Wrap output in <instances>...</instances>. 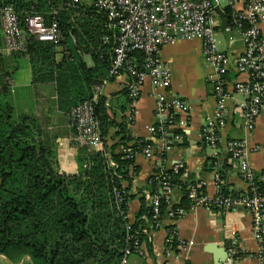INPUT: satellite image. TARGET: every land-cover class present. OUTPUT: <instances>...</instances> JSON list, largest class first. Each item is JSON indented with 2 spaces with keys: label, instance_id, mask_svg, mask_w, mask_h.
<instances>
[{
  "label": "trees",
  "instance_id": "trees-1",
  "mask_svg": "<svg viewBox=\"0 0 264 264\" xmlns=\"http://www.w3.org/2000/svg\"><path fill=\"white\" fill-rule=\"evenodd\" d=\"M5 5L19 14L25 36L21 50L0 52V256L10 264H121L128 248L132 255L143 242H150L161 218L193 207L191 187L206 195L205 185L184 181V167L165 170L159 179L153 177L160 218L154 219L153 206L143 196L136 221L129 223L128 207L134 197L130 167L135 156L154 143L131 133L126 113L132 114L133 107L127 88L118 93L126 98L119 111L105 95L94 101L103 145L82 146L77 155L79 173L63 172L57 146L46 139L39 117L17 115L9 102L12 73L18 69V59L28 57L33 82L54 83L58 107L69 113L94 98L95 86L115 79L110 76L115 33L106 14L87 2L73 7L66 0H0V9ZM32 13L43 14L47 23H59L62 37L57 44L29 33L26 18ZM145 56L142 51L128 54L140 71H146ZM113 128L116 133L111 137ZM228 167L227 160L217 158L206 163V170L218 173L219 194L237 200L250 196L251 189L235 192L225 185ZM263 177L264 172L256 173L254 186L264 197ZM166 186L173 190L170 198L162 194ZM116 191L122 192L121 200Z\"/></svg>",
  "mask_w": 264,
  "mask_h": 264
},
{
  "label": "crops",
  "instance_id": "crops-1",
  "mask_svg": "<svg viewBox=\"0 0 264 264\" xmlns=\"http://www.w3.org/2000/svg\"><path fill=\"white\" fill-rule=\"evenodd\" d=\"M217 31H222L228 40L223 46L219 41L223 52L232 57L244 52L245 44L240 36L231 41L221 27ZM261 31L264 34V21ZM0 43L1 46L5 44L1 14ZM160 55L171 68L169 96L179 98L186 106L180 111L171 110L168 115H158L154 87L148 78L133 113H126L130 118L132 135L154 143L150 146L154 149V155L148 158L143 152L139 153L135 156L134 166L130 167V193L134 197L129 202L127 218L131 224L136 221L141 209L142 197L146 196L151 204L147 195L156 193L153 177L157 178L177 165L186 170L184 181L205 185L207 198L213 200L220 192L218 173L215 169L206 170V163L211 158L227 160L229 167L225 170L223 182L231 191L245 192L248 188L241 176L240 162L229 156L230 141H244L250 167L256 173L264 172V112L259 116L255 128L249 129L243 106L247 98L233 89V81L239 76L234 65L231 66L227 85L230 93L226 102L229 119L225 127L216 132L219 141L213 147L207 140L206 132L214 117L218 95L208 79L210 67L202 41L176 40L165 45ZM88 62L92 65L90 59ZM128 81L129 76L124 73L99 85L102 95L111 99L115 111H119V106L126 100L118 93L126 89ZM57 99L56 85L35 84L29 58H19L18 69L10 79L8 100L17 115L35 114L39 117L46 139L57 146L60 168L67 174H77L80 170L78 151L87 144L76 135L69 113L59 109ZM117 120L121 121V117H117ZM115 133L116 129H111V137ZM128 183L124 181L125 186H129ZM149 240V243L141 244L140 250L132 254L126 264H264L261 243L254 236L253 216L243 204H237L228 212L222 207L208 208L205 204H197L183 214L163 217L150 233ZM231 249L237 252L233 254ZM241 253L247 256L235 258ZM0 264L10 262L0 256Z\"/></svg>",
  "mask_w": 264,
  "mask_h": 264
},
{
  "label": "built area",
  "instance_id": "built-area-1",
  "mask_svg": "<svg viewBox=\"0 0 264 264\" xmlns=\"http://www.w3.org/2000/svg\"><path fill=\"white\" fill-rule=\"evenodd\" d=\"M66 0L68 6H77L83 2L94 5L103 11L108 18V27L115 33L114 59L110 76L117 78L126 73L129 81L126 88L132 107L140 98L145 81L150 78L156 95V111L158 115L171 114V110L180 111L186 104L179 98L170 97L172 82L171 68L161 57L162 48L176 40L200 39L203 52L210 67L208 79L215 86L218 100L214 117L206 132L207 140L215 147L219 141L217 131L223 129L229 119L227 99L229 98V74L231 66L239 75L233 81V89L247 98L243 103L247 126L254 129L259 116L264 112V34L261 23L264 21V0ZM218 8L225 11L230 19L229 26L223 31L231 41L240 36L245 44L244 52L232 57L220 48L217 29L221 27L222 19ZM2 32L5 39L6 51L21 50L24 47L25 30L19 14L12 5L0 9ZM29 33L41 41L57 44L62 32L57 21L47 23L43 14L32 13L26 18ZM142 51L145 53L146 71H140L132 66L128 58L129 52ZM241 76L243 78H241ZM94 98L79 104L69 112L71 127L76 135L87 145L100 147L103 136L100 123L96 116L94 101L102 94L99 85L94 88ZM173 122L174 120L171 119ZM230 156L239 160L241 176L251 189V195L240 200L225 197L220 194L213 200L199 194L198 188H190V198L194 205L205 204L208 208L222 207L228 212L237 204L246 206L253 216L255 238L261 243L262 258L264 259V197L254 186L256 172L252 170L247 158L245 142L233 140L229 143ZM143 154L148 158L154 155V149L147 147ZM111 164H114L112 162ZM180 166H175L177 171ZM160 176L157 177L159 179ZM170 181V177L165 176ZM173 190L166 186L162 194L168 198ZM116 197L122 199V192L116 191ZM154 210V219L160 216V197L157 194L147 195ZM183 209L170 213L183 214ZM138 246V250H140ZM236 249H231L235 254ZM131 256L128 248L121 264H126Z\"/></svg>",
  "mask_w": 264,
  "mask_h": 264
},
{
  "label": "rangeland",
  "instance_id": "rangeland-1",
  "mask_svg": "<svg viewBox=\"0 0 264 264\" xmlns=\"http://www.w3.org/2000/svg\"><path fill=\"white\" fill-rule=\"evenodd\" d=\"M222 5H223V7H225L226 6V0H223L222 1ZM217 38H218V40L220 41V43H221V46H223V45H226L227 44V39H226V36H225V34L222 32V31H219L218 32V34H217ZM4 43H5V39H4ZM2 44L0 43V46H1ZM1 47H3L2 48V50L0 51V52H4V51H6V44H3V46H1ZM0 47V48H1Z\"/></svg>",
  "mask_w": 264,
  "mask_h": 264
},
{
  "label": "water",
  "instance_id": "water-1",
  "mask_svg": "<svg viewBox=\"0 0 264 264\" xmlns=\"http://www.w3.org/2000/svg\"><path fill=\"white\" fill-rule=\"evenodd\" d=\"M218 12H219L221 19H222L221 28L225 29L229 26L230 19H229L227 13L225 11L221 10V8H218Z\"/></svg>",
  "mask_w": 264,
  "mask_h": 264
}]
</instances>
